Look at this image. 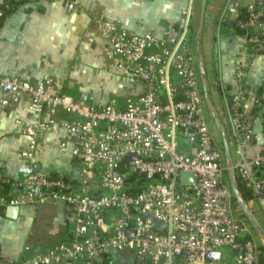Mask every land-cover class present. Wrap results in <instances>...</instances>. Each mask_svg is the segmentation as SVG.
Returning <instances> with one entry per match:
<instances>
[{
	"label": "built area",
	"instance_id": "obj_1",
	"mask_svg": "<svg viewBox=\"0 0 264 264\" xmlns=\"http://www.w3.org/2000/svg\"><path fill=\"white\" fill-rule=\"evenodd\" d=\"M29 1L4 0L0 16ZM192 3L182 9L185 17ZM76 5L67 0L69 10ZM93 20L109 42L110 67L141 92L125 107L114 98L88 103L55 90L53 77L33 82L0 73L1 104L25 100L36 115L16 118L27 140L20 177L0 169V181L17 187L0 203L63 202L70 221L68 237L44 252L7 258L0 247V264H264L260 243L232 207L239 178L264 209V142L249 152L255 120L264 115V89L248 82L264 54V0L249 2L235 21L242 36L230 102L237 175L209 125L200 65L185 33L168 46L153 31H130L106 16ZM249 97L251 111L244 108ZM60 110L74 116L59 118ZM52 131L70 146L77 175L38 169L37 147ZM183 172L191 179L181 180Z\"/></svg>",
	"mask_w": 264,
	"mask_h": 264
},
{
	"label": "crops",
	"instance_id": "obj_2",
	"mask_svg": "<svg viewBox=\"0 0 264 264\" xmlns=\"http://www.w3.org/2000/svg\"><path fill=\"white\" fill-rule=\"evenodd\" d=\"M76 1L77 5L69 10L67 0H30L2 19L0 73L33 82L53 77L55 90H76L87 95L88 100L82 101L88 103L114 98L120 107H125L130 98L140 94L141 87L130 84L110 67L109 42L102 28L94 22V16L109 17L130 31H153L168 46H173L184 32L199 65L203 61L201 75L207 80L205 107L209 125L222 141L225 130L230 146L226 162L237 175L234 166L236 134L231 124L230 102L237 89L235 64L242 36L235 21L252 0H206L205 3L193 0L189 17L182 12L189 0ZM3 2L0 0V4ZM173 77L179 81L176 74ZM263 81L264 54H260L249 70L248 82L257 89ZM201 87L204 91L202 77ZM4 95L0 89V100ZM244 108L253 109L252 98L244 101ZM57 116L74 115L60 110ZM18 117L33 120L36 115L28 109L25 100L8 106L0 102V169L15 179L20 177V149L27 140L16 122ZM254 126L256 134L249 146L251 154L264 142V115L255 120ZM183 146L191 148L188 141ZM36 156L37 167L43 172L79 173L70 146L60 145L58 131L46 134L37 147ZM16 189V186L11 187V190ZM239 192L240 197L233 199V214L246 223L250 234L260 243L264 263L263 206L253 194L247 198L240 188ZM8 206L0 203V247L7 258L44 252L69 235L70 221L63 202L22 204L15 215Z\"/></svg>",
	"mask_w": 264,
	"mask_h": 264
},
{
	"label": "water",
	"instance_id": "obj_3",
	"mask_svg": "<svg viewBox=\"0 0 264 264\" xmlns=\"http://www.w3.org/2000/svg\"><path fill=\"white\" fill-rule=\"evenodd\" d=\"M206 2V0H204V3ZM185 17H183V20H184ZM200 69L201 71L204 70V66H203V61H200ZM202 78H203V85H204V91H205V94H207V80L205 77H203V75H201ZM223 143H224V147H225V150H226V153L228 155H230V146H229V142H228V139L226 137V132L225 130L223 129ZM192 174L190 172H183L182 175H181V180H186V179H191V176ZM232 187H233V191H234V194L236 197H240V192H239V187H238V183L236 181H233L232 182ZM19 205L17 204H11L8 206V210L11 211V214L12 215H15L18 210H19Z\"/></svg>",
	"mask_w": 264,
	"mask_h": 264
},
{
	"label": "trees",
	"instance_id": "obj_4",
	"mask_svg": "<svg viewBox=\"0 0 264 264\" xmlns=\"http://www.w3.org/2000/svg\"><path fill=\"white\" fill-rule=\"evenodd\" d=\"M10 1V0H8ZM12 1V0H11ZM2 5V3L0 4ZM11 13V12H10ZM9 14V12L4 15V16H0V22L2 21V19H4L7 15ZM264 89V82L263 84L260 85L259 88H257V91L260 92ZM238 184H239V188L240 190L242 191V193L244 194L245 197H250L252 195V192L247 188L245 187L244 183L238 179ZM11 187L12 185L10 183H3L0 181V196L1 195H6L8 196L10 194V191H11ZM234 198H235V195H234Z\"/></svg>",
	"mask_w": 264,
	"mask_h": 264
},
{
	"label": "rangeland",
	"instance_id": "obj_5",
	"mask_svg": "<svg viewBox=\"0 0 264 264\" xmlns=\"http://www.w3.org/2000/svg\"><path fill=\"white\" fill-rule=\"evenodd\" d=\"M69 92H71V93H73V95L76 97V98H78V99H80V100H88L87 98V95H84V94H82V93H78L76 90H69ZM100 96H102V94L100 95ZM212 98H213V100L216 102V96L215 95H213L212 96ZM205 111H206V107H205ZM207 111H208V109H207ZM212 123V122H211ZM180 141H181V143H187V139H185L184 137H181L180 138Z\"/></svg>",
	"mask_w": 264,
	"mask_h": 264
}]
</instances>
